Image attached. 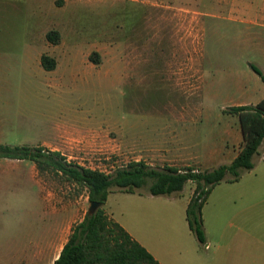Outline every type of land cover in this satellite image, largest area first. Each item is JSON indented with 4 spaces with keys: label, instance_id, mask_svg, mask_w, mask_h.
Listing matches in <instances>:
<instances>
[{
    "label": "rangeland",
    "instance_id": "1",
    "mask_svg": "<svg viewBox=\"0 0 264 264\" xmlns=\"http://www.w3.org/2000/svg\"><path fill=\"white\" fill-rule=\"evenodd\" d=\"M24 4L6 0V10L0 7V144L34 148L62 134L100 129L94 150L74 138L60 145L70 163L110 170L113 161L120 168L143 161L205 171L236 158L244 141L238 117L228 110L264 99V83L251 68L264 74V27L207 15L220 13L215 0H80L44 21ZM49 26L60 34L52 44L54 71H45L39 58L52 52L45 51ZM177 122L183 161L156 162L149 142ZM37 180L41 188L23 172L19 184L0 192V264H22L7 262L14 252L23 255L32 235L46 233L55 218L50 209L69 224L89 210L85 188L49 170L38 171ZM193 190L188 183L179 195L153 199L147 188L137 190L171 211L159 226L137 225L142 244L169 256L172 239L175 250L186 257L197 251L204 264L217 263L209 258L217 249L223 264H264V142L254 169L209 196L204 245L186 219ZM114 191L111 207L123 195Z\"/></svg>",
    "mask_w": 264,
    "mask_h": 264
},
{
    "label": "trees",
    "instance_id": "2",
    "mask_svg": "<svg viewBox=\"0 0 264 264\" xmlns=\"http://www.w3.org/2000/svg\"><path fill=\"white\" fill-rule=\"evenodd\" d=\"M47 39L52 44H58L60 34L51 31ZM41 62L46 71H54L56 68L55 59L49 56H43ZM251 68L264 83L261 70L253 65ZM228 112L238 117L244 143L229 165L214 170L200 171L191 167L179 169L167 165L152 167L138 161L105 174L67 162L56 151L2 144L0 157L32 161L40 172L52 171L67 182L85 188L89 202L100 204L95 214L87 212L84 219L72 228L67 243L53 264H160L145 247L107 215L104 207L109 194L114 190L135 193L147 188L151 196L179 195L188 183H193L194 190L186 210V219L191 232L204 245L206 234L202 213L209 196L219 184L238 182L243 173L254 169V157L264 142V99L256 105L231 107Z\"/></svg>",
    "mask_w": 264,
    "mask_h": 264
},
{
    "label": "crops",
    "instance_id": "3",
    "mask_svg": "<svg viewBox=\"0 0 264 264\" xmlns=\"http://www.w3.org/2000/svg\"><path fill=\"white\" fill-rule=\"evenodd\" d=\"M25 2L24 6L31 10L33 14L39 16L42 21L46 19H50L52 13L63 14L68 11L74 10L80 0H61V6H56L57 0H22ZM147 1V0H145ZM218 3L217 9L220 13L207 14L212 17H227L229 19L235 20L242 24H248L258 27H264V0H215ZM5 3V4H4ZM11 4V3H10ZM8 4V5H10ZM11 6V5H10ZM15 6V5H14ZM0 7L6 10V0H0ZM15 9L18 6L14 7ZM202 15V14H200ZM52 25V23H51ZM52 26H49L48 29L45 30V43L47 45V49L45 51L50 53H42L39 54L40 63L42 66V57L49 56L51 58L57 57V49H54L52 43L48 41L47 34L51 31ZM57 45V44H56ZM43 67V66H42ZM46 71V70H45ZM259 103V102H258ZM256 103V104H258ZM256 104H244V105H256ZM181 125L180 122H177V125H173L172 129L169 130L161 140H157L156 142H149L150 150L152 154V159L156 162H181L183 161V155L181 151L184 150V145L181 143ZM121 132L124 130L120 129ZM126 137L128 134L124 131ZM100 129L97 131L93 130L90 132L84 133H76V134H62V136L57 139L55 142H40L37 147L41 146H55L50 151L59 152L62 157L66 158V154L62 152V149L59 148L60 145L64 144V141L67 139L68 142L74 138L76 141L82 142L83 146L87 149L94 150L98 148L101 144L100 140ZM60 141L61 143H58ZM5 145V144H2ZM196 159L195 157H193ZM153 165V164H151ZM38 168L37 165L29 160H18V159H9V158H1L0 157V192L4 189H9L15 186L16 181L18 184L21 181V174L23 172H27L29 179L33 180L34 185H38L40 187V182L37 180L38 177ZM41 190V189H39ZM115 192V191H114ZM32 193H35L32 192ZM112 192L109 194L106 206L108 209H105L107 215L118 223L121 227H123L131 237L139 242L143 247H145L160 264H204L205 260L198 255V252L191 254L189 257L184 256L181 251L175 250V242L176 240H167L166 242L173 249L169 256H163L158 252L156 255L152 251L151 248H147L144 244H142L140 240V233L138 229V224H153L154 226H159V221L164 219L167 216V209L160 210L155 204V201L148 200L146 196L141 193H126L121 192L123 195H119L118 200L114 202V205L111 207L110 198ZM115 194V193H114ZM120 194V193H118ZM192 195V194H191ZM155 196H150L153 199ZM191 197V196H190ZM190 198L188 200L189 204ZM188 207V206H187ZM49 212L55 217L51 220L50 225H48V229L46 233L34 236L32 235L29 243L27 245V249L21 252L20 258H15L14 256L19 255L18 252L13 253V257L7 262L22 263V264H53L59 257L64 245L67 243L69 236L71 234L72 228L81 222L83 218L79 222L68 223L67 220L60 219V216L63 214L62 212L55 211L50 209ZM165 215V216H164ZM171 217V211L168 214ZM63 217V216H62ZM37 224L36 221H34ZM138 225V226H137ZM142 237V236H141ZM143 239V237H142ZM207 243V239H206ZM196 250V249H195ZM209 250V249H208ZM11 253V251L9 252ZM23 256V258H22ZM209 258H216V264H223V256L219 252V249L213 251ZM211 264V263H209Z\"/></svg>",
    "mask_w": 264,
    "mask_h": 264
},
{
    "label": "built area",
    "instance_id": "4",
    "mask_svg": "<svg viewBox=\"0 0 264 264\" xmlns=\"http://www.w3.org/2000/svg\"><path fill=\"white\" fill-rule=\"evenodd\" d=\"M85 168H89L91 170H96V171H100L103 172L105 174H111L113 173V171H115L116 169L120 168L121 166L119 165V161H113L112 164L110 165V170H100L99 168H95L93 166H83ZM206 249H209V245H206Z\"/></svg>",
    "mask_w": 264,
    "mask_h": 264
},
{
    "label": "water",
    "instance_id": "5",
    "mask_svg": "<svg viewBox=\"0 0 264 264\" xmlns=\"http://www.w3.org/2000/svg\"><path fill=\"white\" fill-rule=\"evenodd\" d=\"M100 208V204L97 202H90V206H89V214L93 215L97 212V210Z\"/></svg>",
    "mask_w": 264,
    "mask_h": 264
}]
</instances>
